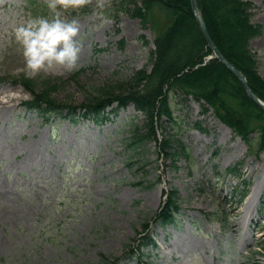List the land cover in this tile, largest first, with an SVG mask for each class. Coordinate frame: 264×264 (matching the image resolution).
<instances>
[{"label": "rangeland", "instance_id": "obj_1", "mask_svg": "<svg viewBox=\"0 0 264 264\" xmlns=\"http://www.w3.org/2000/svg\"><path fill=\"white\" fill-rule=\"evenodd\" d=\"M119 1L98 8L93 0L62 14L79 24L78 66L28 78L37 91L49 87L58 104L77 107L99 88L150 69L155 34L119 12ZM244 1L261 25L249 48L264 80V0ZM53 15L47 0H0V264H107L145 235L155 247L118 264H264V150L250 155L202 102L169 95L171 117L156 136L185 146L187 154L175 158L160 155L152 139L137 151L127 146L130 123L143 132L146 122L134 107H110L97 123L25 108L30 94L12 82L26 78L14 29ZM171 189L177 224H155Z\"/></svg>", "mask_w": 264, "mask_h": 264}, {"label": "trees", "instance_id": "obj_2", "mask_svg": "<svg viewBox=\"0 0 264 264\" xmlns=\"http://www.w3.org/2000/svg\"><path fill=\"white\" fill-rule=\"evenodd\" d=\"M116 8L130 18L138 19L143 28L149 26L153 30L154 48L147 63L150 69L145 67L128 79L99 88L96 97L77 107L58 104L49 87L37 91L34 82L22 77L12 82L30 94V100L25 103L27 108L44 115L60 114L65 110L72 118L80 113L97 122L104 110L114 104L117 109L132 105L144 115L146 122L143 132L131 123L127 146L137 151L140 144L152 139L165 157L175 158L179 150L181 154H187L185 146L179 143L178 150L169 145L170 141L159 142L156 129L162 128L163 117H171L168 98L171 93H176L202 102L203 112L211 110L219 122L248 146L250 155L258 156L264 150V111L248 99L234 75L216 58L207 60L213 54L198 30L190 0H120ZM197 8L221 56L241 72L249 88L264 103V80L257 73V59L249 48L250 41L262 34L261 25L252 20L251 3L197 0ZM177 203V191L171 189L152 221L162 226L176 225L180 209ZM144 228L146 230L147 225ZM153 243L149 236L142 237L140 242ZM125 247L127 252L131 249L130 245ZM128 254L132 257L135 253L131 249ZM119 260L103 261L117 264Z\"/></svg>", "mask_w": 264, "mask_h": 264}, {"label": "clouds", "instance_id": "obj_3", "mask_svg": "<svg viewBox=\"0 0 264 264\" xmlns=\"http://www.w3.org/2000/svg\"><path fill=\"white\" fill-rule=\"evenodd\" d=\"M93 0H47L54 14L51 20L40 17L27 21L14 29V38L22 48L24 74L35 78L41 73L62 69L72 72L78 66L81 47L75 39L79 35L77 20L62 19L69 10L78 11L91 5ZM105 0H96V7L103 8Z\"/></svg>", "mask_w": 264, "mask_h": 264}, {"label": "water", "instance_id": "obj_4", "mask_svg": "<svg viewBox=\"0 0 264 264\" xmlns=\"http://www.w3.org/2000/svg\"><path fill=\"white\" fill-rule=\"evenodd\" d=\"M190 5H191V9H192L193 15H194L196 23H197L198 30H199L201 36L203 37V39L205 40V42L207 43L208 47L213 52L214 56L219 60V62L228 71H230L235 76V78L238 80V82L240 83L241 87L245 91V93H246L247 97L249 98V100L254 105H256L258 108H260L261 110L264 111V104L259 100V98L254 94V92L249 88L244 76L232 64L227 62L221 56V54L219 53L218 49L214 45V43L211 40V38H210V36L208 34V31L206 29V25H205L204 19L202 17L201 11H199L197 9L196 0H190Z\"/></svg>", "mask_w": 264, "mask_h": 264}]
</instances>
